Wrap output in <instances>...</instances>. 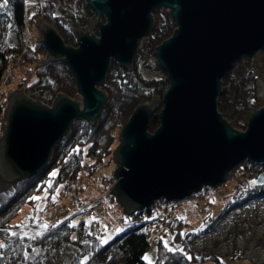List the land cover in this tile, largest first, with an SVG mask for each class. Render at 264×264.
<instances>
[{"label": "water", "instance_id": "obj_1", "mask_svg": "<svg viewBox=\"0 0 264 264\" xmlns=\"http://www.w3.org/2000/svg\"><path fill=\"white\" fill-rule=\"evenodd\" d=\"M85 2L93 16L84 31L76 26V48L65 46L43 21L35 22L46 51L38 66L62 61L77 95L70 100L57 93L47 107L21 89L8 94L0 126V193L41 171L73 121L93 125L106 103L96 88L102 86L110 59L130 71L137 41L151 28L156 9L167 11L175 24L171 37L154 47L169 87L153 133H147V125L155 96L122 124L112 152L115 182L107 194L129 216L159 198L179 201L216 187L244 159L264 162V106L249 114L244 132L230 127L216 109L220 80L232 63L264 51V0ZM95 26L98 38L90 33ZM259 97L264 101V82L256 77L253 99ZM255 182L264 183V175Z\"/></svg>", "mask_w": 264, "mask_h": 264}, {"label": "trees", "instance_id": "obj_2", "mask_svg": "<svg viewBox=\"0 0 264 264\" xmlns=\"http://www.w3.org/2000/svg\"><path fill=\"white\" fill-rule=\"evenodd\" d=\"M0 4H3V0H0ZM92 16L85 0H38L32 12L26 10L23 0H8L0 8V126L6 105L5 97L15 89H21L31 101L43 105H51L57 93L64 94L70 100L74 94L77 95L76 82L62 61L38 66L46 51L37 41L33 44L27 41L24 45L23 31L27 24L41 19L59 35L65 46L76 48V26L84 29L86 19ZM151 19V28L137 41L129 72L110 59L102 86L98 87L106 103L93 125L89 126L85 120L73 121L67 133L52 148L50 158L41 171L0 193V229L16 231L17 224L31 217L43 199L33 201L30 197L46 196L45 200H49L57 194V188L75 181L82 170L88 177H92L102 169L111 160L110 155L118 145L117 135L122 124L138 105L148 104L153 96L158 101L148 120L147 132L151 134L158 127L161 98L169 87V81L151 59H155L154 47L171 37L175 24L164 9L154 10ZM143 62L147 71H157L161 76L155 79L144 78L140 72ZM12 76L16 85L7 90L5 86L12 81ZM256 77L259 78V75L251 68L250 62L239 59L232 63L220 80V92L216 98L217 112L230 127L240 132L245 131L249 114L258 108L253 99ZM53 172L55 176L50 175ZM259 175H264V162L256 164L244 159L235 165L225 174L220 184L226 186L222 199L227 201L223 207L214 217H204L203 228L195 232H182L181 221L175 220L170 227L173 235L168 243L174 251L169 252L159 240L153 264H223L221 258L212 252H195L193 244L198 238L213 233L230 212L264 199V183H252ZM48 182H51V187ZM207 188H203L204 192L199 191L196 197L206 194ZM110 199L115 201L113 196ZM166 203L159 198L150 207L126 216L132 224L104 245L99 243L101 232L97 225L83 221L74 226L65 221L55 228L48 227L45 230L39 227L43 223L38 218L33 225L42 234L32 240L27 237L20 240L19 237H10L0 231V240L6 244V247L0 249V264H44L59 248L72 250L65 264H80L84 256L89 257L85 264H147L143 256L149 248L150 227L154 223L148 217L154 211L159 213L164 210L161 205ZM24 208L27 210L23 220L13 222ZM33 248H38L39 252L32 256ZM25 255L28 259H25ZM187 256L193 259L188 260ZM229 259L240 257L233 252Z\"/></svg>", "mask_w": 264, "mask_h": 264}, {"label": "rangeland", "instance_id": "obj_3", "mask_svg": "<svg viewBox=\"0 0 264 264\" xmlns=\"http://www.w3.org/2000/svg\"><path fill=\"white\" fill-rule=\"evenodd\" d=\"M37 1L38 0H23L26 10L32 12L33 5ZM102 19L103 16H101L99 20L101 23H104L105 20L102 21ZM36 21L42 20L36 19L33 24H27L26 30L23 31L24 45L27 44V41L30 44H33L35 41L39 42L40 31L38 26L35 25ZM46 25L49 26L48 24ZM95 28L92 27L90 30L93 36L95 35ZM95 37H97V35H95ZM9 40H12V36L9 37ZM155 60L156 59H151V62L156 63ZM248 61L250 62L251 68L259 75L258 79L264 82V51L257 52ZM144 64L145 62L140 66V72L144 78L155 79L161 76L157 71H147ZM16 68L17 67H15L14 70H16ZM6 81L8 82V80ZM15 85L16 80L14 76H12V81L5 87L8 90ZM8 94L5 97V101ZM25 97L27 96L25 95ZM76 101L78 102V100ZM255 101L258 107L256 110L264 106L262 97H259V100ZM44 106L50 107L51 105L45 104ZM110 158L111 160L92 177H88L84 173V170H82L75 181L60 187L59 192L54 195V201L51 197L49 200L43 199L39 202L37 207L42 208L43 211H34L29 219L25 222L23 221L24 227L18 228L16 231L27 232V238L32 240L31 237H37V232L41 233V231L39 229L37 230L33 225L37 222L36 219L38 218L42 220L43 224L49 225V228H53L51 227L53 224L58 226L65 221L71 225L77 224L80 221L86 224L95 223L98 231L101 232L99 238H106L107 242L125 231L132 222L128 221L126 215L121 212L119 205L110 199L112 196L110 194V197L106 195L115 182L113 171L116 165L112 161V153ZM225 190L226 186L222 187L220 185L214 189L207 188L206 191L208 194L203 193L198 196L199 198L196 197L197 193H195L188 198L179 201H171L164 206L161 205L164 210L159 213L154 211L152 215L148 217L149 220H154V223L150 227L149 248L143 256L144 262L149 264L150 260L151 264L154 263L157 257V244L159 240H161L163 244L165 241L169 243L173 235V232L170 231V227L175 220L181 221L183 225L181 229L182 232H195L203 228V218L206 216H210L211 218L214 217L227 201L226 199H222ZM200 191L204 192V189L201 188ZM82 208L85 209L84 213H81ZM26 210L27 209L24 208L13 222L23 220ZM117 229L122 230L117 231ZM193 248L195 252H212L221 258L223 264H259L263 262L264 199L259 202L249 203L240 210L230 212L220 221L213 233L198 238L194 242ZM38 252V248H33L32 256ZM233 252L239 255L240 259H229ZM71 254V249L59 248L44 264H65ZM145 257H148V260H146Z\"/></svg>", "mask_w": 264, "mask_h": 264}, {"label": "snow or ice", "instance_id": "obj_4", "mask_svg": "<svg viewBox=\"0 0 264 264\" xmlns=\"http://www.w3.org/2000/svg\"><path fill=\"white\" fill-rule=\"evenodd\" d=\"M8 0H3V4H0V8L4 7L7 4ZM50 175L55 176L56 173L53 172ZM252 183H256L255 181H253ZM48 186L51 187V182H48ZM63 187V186H60ZM57 193L59 192V188H57ZM47 198L46 196H32L29 199L33 200V201H38V200H42ZM53 201L55 200V196H52ZM37 211H43L42 208L37 207L36 209ZM94 219V218H93ZM70 226H74V225H70ZM15 227L17 228H22L24 227L23 225V221H21L20 224H17ZM39 227L43 228V229H47L49 227V225L47 224H41L39 225ZM51 227L55 228L56 224L51 225ZM122 229H117V231H121ZM0 231H3L7 236L10 237H19L20 240H23L25 237L28 236L27 232H16V231H11L10 229H0ZM42 233L37 232L36 236H40ZM32 239H35V237H31ZM73 239H75V237H73ZM100 245H104L107 243V239L106 238H98ZM84 243H87V241H84ZM4 247H6V244L3 241H0V249H3ZM164 248L167 249L169 252H173L174 249L169 247L168 242L165 241L164 242ZM175 251H179V249H176ZM25 259H28V256L25 255ZM89 259L88 256H84L83 260L80 261V264H85V261H87ZM146 260H148V257H145ZM186 259L188 260H192L193 257L191 256H187ZM149 264H151V261L149 260Z\"/></svg>", "mask_w": 264, "mask_h": 264}, {"label": "built area", "instance_id": "obj_5", "mask_svg": "<svg viewBox=\"0 0 264 264\" xmlns=\"http://www.w3.org/2000/svg\"><path fill=\"white\" fill-rule=\"evenodd\" d=\"M84 212H85V209H84V208H82V212H81V213H84ZM142 220H144V218H143Z\"/></svg>", "mask_w": 264, "mask_h": 264}, {"label": "flooded vegetation", "instance_id": "obj_6", "mask_svg": "<svg viewBox=\"0 0 264 264\" xmlns=\"http://www.w3.org/2000/svg\"><path fill=\"white\" fill-rule=\"evenodd\" d=\"M103 19H104V18H103ZM95 27H96V26H95ZM95 27H94V28H95ZM96 28H97V27H96ZM96 28H95V29H96ZM81 30L84 31V29H81ZM96 38H98V37H96ZM96 89H98V88H96Z\"/></svg>", "mask_w": 264, "mask_h": 264}]
</instances>
